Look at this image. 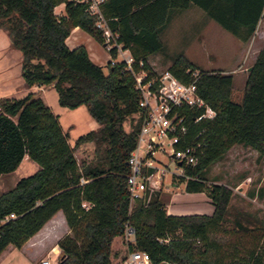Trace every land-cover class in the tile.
Instances as JSON below:
<instances>
[{
  "label": "trees",
  "instance_id": "obj_1",
  "mask_svg": "<svg viewBox=\"0 0 264 264\" xmlns=\"http://www.w3.org/2000/svg\"><path fill=\"white\" fill-rule=\"evenodd\" d=\"M61 2L64 12L57 15L54 7ZM90 3L0 0V27L7 31L10 45L21 51L24 83H53L59 104H85L98 126L79 134L75 143L93 140L103 153L96 162L79 164L58 115L41 96L33 91L1 96L0 174L15 169L24 155L39 166L0 191V252L8 243L20 246L61 209L69 231L57 241L59 264H111V241L124 234L126 224L133 229L128 249L147 251L150 264H264V251L255 246L237 254L236 248L227 251L212 237L225 231L222 222L233 192L224 183L206 181L208 166L235 143L254 148L264 161V46L247 70L240 101L232 98V74L222 68L198 67L181 51L173 54L168 66L184 82L192 79L189 70L198 68L195 90L214 110L212 116L193 120L203 108L181 107L187 128L176 143L177 147L200 143L197 162L184 165L177 176L186 191L206 192L213 204L210 214L168 213L159 189L151 191L147 200L148 190L130 201L128 158L136 145L140 117L131 129L123 126L127 116L140 110L133 73L144 70L143 81L156 74L148 56L164 52L161 33L175 8L195 4L247 40L264 10V0H99L98 12L90 9ZM98 22L109 28L108 40ZM74 26L99 43H113L108 47L112 59L106 63L107 72L90 58L85 44L66 43ZM118 45L132 57L129 65L124 58L115 60ZM153 170L144 168L145 173ZM262 191L260 187L258 195ZM83 200L90 202L87 208ZM260 222L263 232L264 219Z\"/></svg>",
  "mask_w": 264,
  "mask_h": 264
},
{
  "label": "rangeland",
  "instance_id": "obj_2",
  "mask_svg": "<svg viewBox=\"0 0 264 264\" xmlns=\"http://www.w3.org/2000/svg\"><path fill=\"white\" fill-rule=\"evenodd\" d=\"M54 11L60 15L63 13V5L54 7ZM173 11L170 22L161 33L162 40L166 43L167 53L159 51L149 55L148 61L152 69L159 73L168 68L171 63V61L169 63V53H172L173 56L174 53L184 52L198 64V67H220L227 70L224 72L233 73L232 98L235 101H240L247 72L246 67L251 63L259 48L264 45V39L262 40L258 36L259 34L253 33L248 41H242L209 18L204 10L196 5L186 9L175 8ZM262 28L264 30V26ZM84 33H75L73 38L77 39V43H84L88 47L92 59L101 64L104 72H107L108 47L113 43L106 41L104 46L95 41L87 32ZM8 40V34L1 30L0 88H3V83L6 85L4 94L21 96L27 91H33L34 94L41 96L51 110L58 115L59 123L68 134V141L73 146L78 163L99 160L103 155L100 150L101 146L100 149L96 148V143L93 140L75 143L79 134L98 126V122L89 114L86 105L81 103L75 107H68L59 104L53 83L26 85L20 73L21 51L11 48ZM127 51L118 45L115 60L126 57ZM135 118L134 114L126 117L123 121L126 130L132 128ZM169 153V146L166 145L164 152L156 150L151 158L155 165L152 179L156 186L154 189H159V199L165 204L166 211L169 210L168 213L175 211L171 210L173 203L179 205L181 207L179 211L185 213H204L196 211L205 210L204 205L206 204H196L193 198L184 199L182 197L185 192L184 182L179 180L177 176L179 167ZM38 166L36 161L24 155L15 169L0 174V191L9 188L19 177L33 172ZM159 168L164 171L159 172ZM206 176L207 183H224L233 192L222 222V228L224 227L225 231L221 229L214 232L212 237L217 238L227 251L233 252L236 248L237 254H242L253 246L264 251V231L262 232L260 229L262 225L260 220L264 219V161L258 157L257 151L247 145L235 143L224 153L222 158L208 166ZM260 187L263 188L262 195L257 193ZM204 193L207 195L206 192ZM231 229L234 231H230ZM61 230L62 226L59 225L58 231ZM52 238L46 239L47 247L52 244ZM12 247H14L13 250H17L16 246ZM35 250L36 252L41 251V247L38 246ZM14 253H12V264L39 263L35 259H26L22 255H18L17 252ZM43 258H48L54 264L58 261L57 253L54 251L44 252ZM157 264L177 263L162 261Z\"/></svg>",
  "mask_w": 264,
  "mask_h": 264
},
{
  "label": "built area",
  "instance_id": "obj_3",
  "mask_svg": "<svg viewBox=\"0 0 264 264\" xmlns=\"http://www.w3.org/2000/svg\"><path fill=\"white\" fill-rule=\"evenodd\" d=\"M98 1L91 0L89 5L94 12H98ZM98 26L102 28V33L108 40L111 36L109 28L103 22H98ZM124 59L129 65L132 57L127 53ZM189 71L192 79L188 82L180 80L169 68H165L159 73L156 72L146 81H143V77L146 74L144 70L133 73L135 87L139 92L138 105L140 107V110L134 115L140 117V123L136 145L131 150L128 158L130 170L127 173V188L130 201L137 197H142L144 192L148 190L149 193L145 197L147 200L150 192L156 187L152 179L155 170L148 173L144 171L145 167H153L155 169L151 158L156 150L164 152L166 145L169 146V155L179 167L178 174L183 173L184 165L197 162V146L200 145L199 142L195 145L176 146V143L186 132L187 128L183 122L184 114L181 112V107L203 108L202 112L193 117V120H197L202 116H212L214 110L195 90V79L199 74V69L193 68ZM141 151H143V154H141ZM159 170V172L164 171L162 168H159ZM81 180L85 179L81 178ZM81 204L87 208L90 202L83 200ZM13 215V213H10L8 216ZM132 232V227L126 224L124 234L127 239ZM40 264L54 263L48 258H42L40 259ZM124 264H150V256L145 250H129L124 258Z\"/></svg>",
  "mask_w": 264,
  "mask_h": 264
},
{
  "label": "crops",
  "instance_id": "obj_4",
  "mask_svg": "<svg viewBox=\"0 0 264 264\" xmlns=\"http://www.w3.org/2000/svg\"><path fill=\"white\" fill-rule=\"evenodd\" d=\"M60 4L63 5V2H61V3L57 4V5H60ZM192 5H195V4H191V5H189L186 8H189ZM186 8H183V9H186ZM63 12H64V9H63ZM171 17H170V19H171ZM170 19L168 20V22L166 23V25L170 22ZM165 26H164V28H165ZM262 26H264V10H263V12H262V14H261V16H260V18L258 20V23L256 25L255 30L253 32V33L259 34L258 36H260V38L263 40L264 39V30H263ZM1 30H4L7 33V31L4 28L3 29L0 28V31ZM84 32H86V31L83 30L82 28H80L79 26H74L71 29V31L68 34V36L66 37V39H65L66 43L70 47L76 46L79 43H77V39L76 38L75 39L73 38L74 34L75 33L85 34ZM87 34H89V33H87ZM252 35L247 40H242V39L241 40L242 41H248L252 37ZM8 43H9V46L12 48V46L10 45V41L9 40H8ZM163 43H164V47H165L164 53L166 54L167 53L166 43L164 41H163ZM101 44H103L105 46V43H101ZM86 48L88 50V53H89L90 58L92 59L91 54H90L89 49H88L87 46H86ZM127 53H129V52L127 51ZM169 54L170 55L168 57H169V63H170V61H171L170 60V57L172 59V53H169ZM256 54H257V52H256ZM256 54H255V56H256ZM186 56L189 59L192 60V58H190V56L188 54H186ZM255 56H254V58H255ZM254 58H253V60H254ZM109 59H112L110 53H109L108 60ZM148 60H149V56H148ZM253 60L251 61V63L253 62ZM192 61L194 63H196L194 60H192ZM251 63L246 67V70H248V68L251 65ZM213 68H220V67H213ZM222 69H223V71H227L224 68H222ZM229 73H231V72H229ZM231 74L233 76V73H231ZM246 76H247V72H246ZM246 76H245V78H246ZM2 85H3V88H0V97L1 96H8V95H5L4 92H3L4 91V87L6 85L4 83ZM242 93H243V90H242ZM241 98H242V95H241ZM182 197L184 199H191V198H193L194 199L193 201H195L196 204H199V203L200 204H206V205H204L205 206V210L196 211V212H204V213L210 214L213 211V204L211 203L210 198L208 197V195H205L204 191L190 192V191H186L185 190L184 194H182ZM171 207H172L171 210H175V211H172V212L170 211L171 213H185L183 211H179V208H181V207H179V205H177V204H174L173 203ZM168 212H169V210H168ZM59 225L62 226V230L61 231H58ZM68 231H69V227H68V225L66 223V220H65V217H64V213L62 212L61 209H58L50 218H48L44 222V224L34 234H32L20 246H16L17 247V250L16 251L13 250L14 247H12V246H15V245L12 244V243H8L1 250V252H0V264H12L11 263L12 253H14V252H17L18 255H22L26 259L29 258V259H35L36 261H39L38 264H40V259L43 258V253L44 252H48L49 253V252L54 251V252L57 253V259H58V256H59V246L57 244V241H58V239L63 234H65ZM48 237H53L52 238L53 239V242H52V244L49 247H47L45 245V241H46V239ZM128 240L129 241H132L133 240V232L128 235V239H127V237H126L125 234H123V235H116V236L113 237V239L111 241V251H110L111 264H124V258L126 257L127 253L129 252V249H128V242L129 241ZM38 246L41 247V251L36 252L35 248L38 247ZM14 255H15V253H14Z\"/></svg>",
  "mask_w": 264,
  "mask_h": 264
},
{
  "label": "water",
  "instance_id": "obj_5",
  "mask_svg": "<svg viewBox=\"0 0 264 264\" xmlns=\"http://www.w3.org/2000/svg\"><path fill=\"white\" fill-rule=\"evenodd\" d=\"M104 43H106V42H104ZM56 264H59V262L57 261V263Z\"/></svg>",
  "mask_w": 264,
  "mask_h": 264
}]
</instances>
